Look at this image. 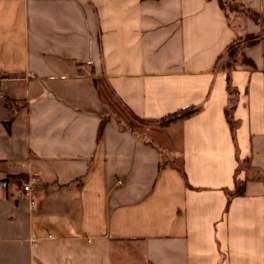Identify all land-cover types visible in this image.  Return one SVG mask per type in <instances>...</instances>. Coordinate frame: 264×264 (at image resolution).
<instances>
[{"label":"crops","instance_id":"0c3cea01","mask_svg":"<svg viewBox=\"0 0 264 264\" xmlns=\"http://www.w3.org/2000/svg\"><path fill=\"white\" fill-rule=\"evenodd\" d=\"M237 1L258 21L0 0V264H264V0Z\"/></svg>","mask_w":264,"mask_h":264},{"label":"trees","instance_id":"16d2710c","mask_svg":"<svg viewBox=\"0 0 264 264\" xmlns=\"http://www.w3.org/2000/svg\"><path fill=\"white\" fill-rule=\"evenodd\" d=\"M216 1L220 9L225 14V16H227V18H229L228 13L230 11H233V12L243 13L244 15H247L255 22L258 21V14L252 10H249L246 6H244L241 2L237 0H216ZM255 36H256L255 34H243V35L237 36V38H235V40H233V42H231L229 46L227 47L226 57L221 63V67L223 68L230 67V65L233 62H235L236 57L240 54V49L244 45L252 43L254 41ZM194 111H195V108H191V107L183 109L182 111L178 112L176 115L164 117L158 124L163 126L166 122L170 121L173 117H177V118L183 117V116L193 113ZM229 124L231 125L230 121H229ZM122 126L131 128L130 124H122ZM101 129H102V122L99 125L97 135L101 133ZM238 190L239 188L237 186L236 191L238 192Z\"/></svg>","mask_w":264,"mask_h":264},{"label":"built area","instance_id":"2783aa9c","mask_svg":"<svg viewBox=\"0 0 264 264\" xmlns=\"http://www.w3.org/2000/svg\"><path fill=\"white\" fill-rule=\"evenodd\" d=\"M39 184V178L37 176H28L25 180L19 182L18 187L24 193L29 205L32 204V191L33 187Z\"/></svg>","mask_w":264,"mask_h":264},{"label":"rangeland","instance_id":"374dc122","mask_svg":"<svg viewBox=\"0 0 264 264\" xmlns=\"http://www.w3.org/2000/svg\"><path fill=\"white\" fill-rule=\"evenodd\" d=\"M237 14H243V13H239V12H233V11H230L228 13V16H229V22L235 26L236 28L238 27H242L243 24L241 23V21L237 18H235L234 16L237 15ZM247 39V38H245ZM225 57H226V54H225ZM137 123V120L135 118L132 119V122H129V124L132 126L133 124H136Z\"/></svg>","mask_w":264,"mask_h":264},{"label":"water","instance_id":"95a60500","mask_svg":"<svg viewBox=\"0 0 264 264\" xmlns=\"http://www.w3.org/2000/svg\"><path fill=\"white\" fill-rule=\"evenodd\" d=\"M0 183L1 184L5 183V179L0 180Z\"/></svg>","mask_w":264,"mask_h":264}]
</instances>
